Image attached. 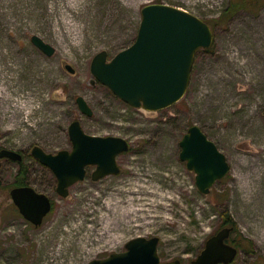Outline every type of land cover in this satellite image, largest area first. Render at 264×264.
Instances as JSON below:
<instances>
[{
    "label": "rangeland",
    "instance_id": "1",
    "mask_svg": "<svg viewBox=\"0 0 264 264\" xmlns=\"http://www.w3.org/2000/svg\"><path fill=\"white\" fill-rule=\"evenodd\" d=\"M231 1L0 0L6 90L0 94V150L22 152L29 184L53 200L41 225L29 222L10 193L20 166L0 158V264H87L124 251L139 236L160 238L163 261L191 263L225 227L226 212L243 241L230 264H264V0H247L235 12ZM150 3L194 13L214 34L211 47L196 53L185 95L159 111L130 106L91 72L98 52L107 50L111 59L134 43L142 8ZM33 35L51 43L55 54L38 48ZM78 96L92 106V116L81 112ZM76 119L89 134L128 139L130 150L118 157L120 174L95 181L96 166L89 165L86 178L63 197L54 173L31 150H71L68 128ZM194 124L231 167L208 194L180 158V141ZM116 199L135 214L119 222L118 212L105 205Z\"/></svg>",
    "mask_w": 264,
    "mask_h": 264
},
{
    "label": "water",
    "instance_id": "2",
    "mask_svg": "<svg viewBox=\"0 0 264 264\" xmlns=\"http://www.w3.org/2000/svg\"><path fill=\"white\" fill-rule=\"evenodd\" d=\"M141 12L134 43L111 59L107 50L98 52L92 60L91 72L95 81L110 88L130 106L159 111L185 95L196 53L211 47L214 34L207 21L173 5L150 3L143 6ZM32 42L48 56L56 52V48L39 35H33ZM65 68L70 73L76 72L69 63H65ZM76 102L83 114H94L84 96H78ZM68 131L71 150L50 153L40 145L31 150L32 156L54 173L59 195L67 197L70 187L86 178L89 165L96 166L91 175L95 181L121 173L118 157L130 150L128 139L89 134L79 119L70 123ZM180 146V158L196 172V183L202 193H210L215 182L230 171L227 156L200 126L192 125ZM0 158L19 162L23 160V153L2 148ZM10 193L23 217L36 226L41 225L53 209L51 196L32 185L15 186ZM232 230L233 227H224L210 236L191 263L180 259L162 261L158 250L160 238L139 236L129 240L124 251L93 259L87 264H230L239 253L237 247L227 242Z\"/></svg>",
    "mask_w": 264,
    "mask_h": 264
},
{
    "label": "trees",
    "instance_id": "3",
    "mask_svg": "<svg viewBox=\"0 0 264 264\" xmlns=\"http://www.w3.org/2000/svg\"><path fill=\"white\" fill-rule=\"evenodd\" d=\"M231 2L233 4V9H234L233 12H235L236 10L240 9L241 7H243L247 4V0H240V1L238 0L235 2H233V0H232ZM225 14H226V11H224L223 15L225 16ZM25 161H26V157L24 155L23 160L18 162L20 169L18 171L16 181L14 183V187L15 186L30 185L28 180L26 179V175L29 171L30 166L27 165L25 163ZM224 216H225L224 225L226 226V225L231 224L230 226L234 227L233 232L231 234L232 242H234L235 245L241 249L243 247V241L238 240V238L234 236L235 231L237 232L236 234H238L236 222L234 221V219L232 218V216L228 212H226V214Z\"/></svg>",
    "mask_w": 264,
    "mask_h": 264
},
{
    "label": "bare ground",
    "instance_id": "4",
    "mask_svg": "<svg viewBox=\"0 0 264 264\" xmlns=\"http://www.w3.org/2000/svg\"><path fill=\"white\" fill-rule=\"evenodd\" d=\"M0 94L1 95L6 94V90L4 89L2 83H0ZM244 186L246 189L249 188V185L247 182L244 184ZM120 201L121 200L116 199V202L111 201V202L105 203V205L109 211L113 210V211L118 212V221L119 222L122 220H125L129 214H135V211L133 210V207L131 205L123 206V205H121Z\"/></svg>",
    "mask_w": 264,
    "mask_h": 264
},
{
    "label": "flooded vegetation",
    "instance_id": "5",
    "mask_svg": "<svg viewBox=\"0 0 264 264\" xmlns=\"http://www.w3.org/2000/svg\"><path fill=\"white\" fill-rule=\"evenodd\" d=\"M23 157H24V155H23ZM38 161H39V160H38ZM37 190H38V189H37ZM225 227H233V226H225ZM223 228H224V227H223ZM233 229H234V227H233ZM232 232H233V230H232ZM232 232H231V234H232ZM227 242L230 243L231 245L237 247V248L240 250V248H239L238 246H236L234 242H232V240H231V235H230L229 239H227ZM237 256H238V255H237ZM162 261H163V260H162Z\"/></svg>",
    "mask_w": 264,
    "mask_h": 264
}]
</instances>
